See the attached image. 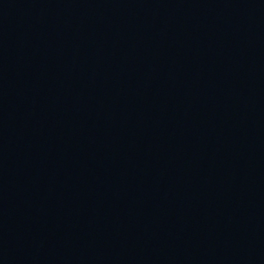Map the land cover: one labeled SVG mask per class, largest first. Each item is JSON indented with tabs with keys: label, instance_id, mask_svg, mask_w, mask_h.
Masks as SVG:
<instances>
[{
	"label": "water",
	"instance_id": "obj_1",
	"mask_svg": "<svg viewBox=\"0 0 264 264\" xmlns=\"http://www.w3.org/2000/svg\"><path fill=\"white\" fill-rule=\"evenodd\" d=\"M0 264H264V0H0Z\"/></svg>",
	"mask_w": 264,
	"mask_h": 264
}]
</instances>
